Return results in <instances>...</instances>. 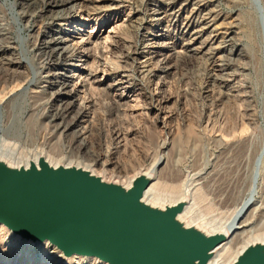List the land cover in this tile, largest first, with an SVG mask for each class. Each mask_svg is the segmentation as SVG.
<instances>
[{
  "label": "rangeland",
  "instance_id": "374dc122",
  "mask_svg": "<svg viewBox=\"0 0 264 264\" xmlns=\"http://www.w3.org/2000/svg\"><path fill=\"white\" fill-rule=\"evenodd\" d=\"M53 2L0 0V146L19 165L44 151L125 185L161 160L157 180L199 187L214 221L255 201L234 251L264 235V167L249 194L264 152V0ZM59 38L69 99L45 48ZM5 231L0 264H50L51 250Z\"/></svg>",
  "mask_w": 264,
  "mask_h": 264
},
{
  "label": "water",
  "instance_id": "95a60500",
  "mask_svg": "<svg viewBox=\"0 0 264 264\" xmlns=\"http://www.w3.org/2000/svg\"><path fill=\"white\" fill-rule=\"evenodd\" d=\"M153 177L131 186L89 170L57 167L44 157L28 167L0 159V224L22 240L57 248L64 258L107 264H209L225 233L210 234L180 218L188 201L144 200ZM231 264H264V243L248 245Z\"/></svg>",
  "mask_w": 264,
  "mask_h": 264
},
{
  "label": "bare ground",
  "instance_id": "6f19581e",
  "mask_svg": "<svg viewBox=\"0 0 264 264\" xmlns=\"http://www.w3.org/2000/svg\"><path fill=\"white\" fill-rule=\"evenodd\" d=\"M69 3H70V0H66V1L65 0L64 1L54 0L53 5L54 7L62 8L68 5ZM57 12L59 13V11ZM63 44H65V41L60 40V38L56 40L54 39L52 40V42L49 41L48 43H46L45 48L50 50L49 56H51L52 60L56 62L57 65H59L60 69L62 70L61 73L59 72L57 73L60 76L59 78L61 79L62 77V80H63L60 86L59 93H64V96H66V98L69 99L74 93V91L68 89L69 85L64 80L67 75V74L65 75V73H66L67 66H68L67 64L69 63V61L67 60V57H66V51L64 50L62 46ZM33 74H36V73L34 72ZM68 104L70 106L71 102H68ZM72 125L73 123H70L69 125L66 124V126L62 128L63 131L68 132L71 129ZM244 134H245L244 130L242 131V134H239V135L232 134L230 137L231 139L228 142L229 143L228 146L231 148H238L239 146H242L245 143ZM40 157H44L46 161L54 167H57L59 165H64L66 167L74 166L78 168H84L85 170H89L93 174H96L95 172L96 170L91 165H88L85 163L84 164L76 163V162L75 163L68 162L66 164H62L60 163V161L58 162L54 161L51 156L48 157V155L44 151L38 152L35 155H33L29 160L25 161V164H23V166L28 167L30 162H35L36 164H38V159ZM0 159L4 160L5 162H7L8 164L12 166H16V167L22 166V165H19L20 162H22L20 161V159H18L19 161L17 160L15 161L16 158L14 156L13 151L10 152L8 151V149H4L1 146H0ZM257 162L259 165V170L261 167H264L263 166L264 152L260 154V158L259 160L257 159L256 163ZM162 164L163 162L161 160H158L155 163H153V165L148 170H145L140 173V174H147L153 177L152 184L150 185V187L146 190L144 194V200L152 205L162 206V207L166 205L172 206L181 201H188V204L184 212L180 215V218L186 221L189 226H198L199 228L206 230L210 234H215V233L227 234L228 235L227 241H225L224 243H222L220 246H218L215 249V254L213 258L209 261V264H231L237 259L239 254L248 245L256 243V242L264 243V235H260V236H254L251 239V241L246 242L244 246H242V248L239 249V251L237 252L234 251V247H233V245L238 244L243 239V236L246 234V226L248 224V218H249V215L252 209H254L255 201L248 200V199H240L241 200L240 203L236 205L233 212L229 214L226 219L218 221V217H216V221H214V215L212 213L213 207H211L212 205L206 202L207 198L204 192L199 187H193V184H190L188 182L181 183L180 185L168 186L166 183H163L157 180V176L159 175L158 173L160 169L159 167ZM259 170L257 172L256 171L254 172L255 175L252 178L253 184H251V186L249 187V192H251L249 194L252 197H253V194L255 195V193H257L258 191L257 189L259 188V185L263 179L262 178L263 172L262 170L260 171ZM132 182H133V179L129 180L128 185L126 186H131ZM115 183H118V182H115ZM166 192H169L170 196H173V197L172 198L161 197V194L166 193ZM0 228L6 230L7 232L6 231L5 232L7 233V235H9V237H11V239L14 240L15 242H20L21 244L29 245L30 247H36L40 250H49V251L51 250V253L48 254V256L45 255L47 258H49L50 256H54L53 258L48 260L50 261V264H53V263L68 264L70 262H74L75 264L76 262H78L79 264H88L90 262H96V261L101 264H107L105 262L100 261L97 258H86V257H81V256H76V255L70 259L64 258L62 252L59 251L54 246L50 245L48 242L33 243L31 241L22 240L19 236L13 234L4 225L0 224ZM39 258L44 260L43 255H40Z\"/></svg>",
  "mask_w": 264,
  "mask_h": 264
}]
</instances>
